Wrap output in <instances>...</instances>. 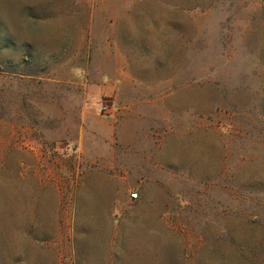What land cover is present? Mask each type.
I'll return each mask as SVG.
<instances>
[{"label": "rangeland", "instance_id": "obj_1", "mask_svg": "<svg viewBox=\"0 0 264 264\" xmlns=\"http://www.w3.org/2000/svg\"><path fill=\"white\" fill-rule=\"evenodd\" d=\"M0 264H264V0H0Z\"/></svg>", "mask_w": 264, "mask_h": 264}, {"label": "built area", "instance_id": "obj_2", "mask_svg": "<svg viewBox=\"0 0 264 264\" xmlns=\"http://www.w3.org/2000/svg\"><path fill=\"white\" fill-rule=\"evenodd\" d=\"M101 112L103 113V114H107L108 113V107L107 106H102L101 107ZM136 194H134V195H131V197L132 198H136Z\"/></svg>", "mask_w": 264, "mask_h": 264}]
</instances>
